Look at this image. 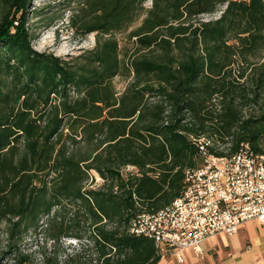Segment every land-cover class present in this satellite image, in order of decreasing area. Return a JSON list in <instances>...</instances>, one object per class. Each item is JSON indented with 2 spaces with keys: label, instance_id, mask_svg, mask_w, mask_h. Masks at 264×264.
Here are the masks:
<instances>
[{
  "label": "trees",
  "instance_id": "obj_1",
  "mask_svg": "<svg viewBox=\"0 0 264 264\" xmlns=\"http://www.w3.org/2000/svg\"><path fill=\"white\" fill-rule=\"evenodd\" d=\"M29 1L0 0L6 253L156 264L154 239L131 226L180 195L203 161L196 139L214 154L248 143L264 155V0H84L72 26L96 43L70 59L32 47ZM28 232L52 242L37 263L21 248Z\"/></svg>",
  "mask_w": 264,
  "mask_h": 264
},
{
  "label": "built area",
  "instance_id": "obj_2",
  "mask_svg": "<svg viewBox=\"0 0 264 264\" xmlns=\"http://www.w3.org/2000/svg\"><path fill=\"white\" fill-rule=\"evenodd\" d=\"M199 152L203 161L193 167L188 194L160 216L138 215L146 217L142 235L154 239L158 253L180 262L182 251L201 253L203 241L213 235L234 234L250 219L264 223V166L248 154V145L237 164Z\"/></svg>",
  "mask_w": 264,
  "mask_h": 264
},
{
  "label": "rangeland",
  "instance_id": "obj_3",
  "mask_svg": "<svg viewBox=\"0 0 264 264\" xmlns=\"http://www.w3.org/2000/svg\"><path fill=\"white\" fill-rule=\"evenodd\" d=\"M84 0H30L27 8L28 29L32 35V47L37 51L52 52L64 59H70L82 53L84 50L92 48L96 43L97 35L88 33L82 35L72 26V18L76 17L80 6L84 5ZM150 2H147L149 4ZM220 11L214 14L201 15L200 18H215ZM120 45L124 44L126 33L117 34ZM126 45H131L126 44ZM114 83L118 91H121L127 81L120 76L114 78ZM221 149L229 144H218ZM96 181H101L97 174ZM6 223L0 222V264H16L11 256L6 253ZM32 232L26 233L22 242V250L31 253L33 262L40 259L39 249L50 250L52 242H46L40 236H34ZM67 244L76 246L75 239L68 238Z\"/></svg>",
  "mask_w": 264,
  "mask_h": 264
},
{
  "label": "crops",
  "instance_id": "obj_4",
  "mask_svg": "<svg viewBox=\"0 0 264 264\" xmlns=\"http://www.w3.org/2000/svg\"><path fill=\"white\" fill-rule=\"evenodd\" d=\"M182 256L180 262L175 255L160 254L156 264H264V223L247 220L234 234L204 240L201 253L186 249Z\"/></svg>",
  "mask_w": 264,
  "mask_h": 264
},
{
  "label": "bare ground",
  "instance_id": "obj_5",
  "mask_svg": "<svg viewBox=\"0 0 264 264\" xmlns=\"http://www.w3.org/2000/svg\"><path fill=\"white\" fill-rule=\"evenodd\" d=\"M196 143L198 145V148H202L203 151H205L206 155L210 156V159H215L218 161L228 160V164H237V160L242 159V152L245 150V147H247L248 145V154L255 156L256 159H258V162L261 163L262 166H264V155L258 154L255 151H253V149L250 147L248 143H241L238 149L236 150V152L232 154H224V155L214 154V153L209 152L208 146H211L213 144L211 139H208L206 137H200V138L198 137L196 139ZM192 174H193V167L187 169L186 175H185L186 178H185L184 188L181 191L180 195L176 197L170 204L157 210L156 212L142 213V215L150 214V216H160L164 214L165 209H173V207H175V205L177 204V201L180 200V196L184 194H188V191H190V186H193V178H190V175ZM143 226H146V217L137 216L134 222L132 223L131 231L138 235H142Z\"/></svg>",
  "mask_w": 264,
  "mask_h": 264
}]
</instances>
